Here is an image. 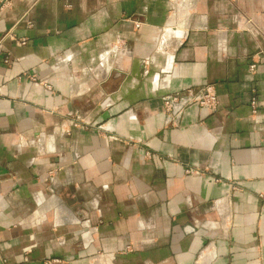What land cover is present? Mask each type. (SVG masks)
Wrapping results in <instances>:
<instances>
[{
    "label": "crops",
    "instance_id": "0c3cea01",
    "mask_svg": "<svg viewBox=\"0 0 264 264\" xmlns=\"http://www.w3.org/2000/svg\"><path fill=\"white\" fill-rule=\"evenodd\" d=\"M3 259L264 264V0H0Z\"/></svg>",
    "mask_w": 264,
    "mask_h": 264
},
{
    "label": "built area",
    "instance_id": "2783aa9c",
    "mask_svg": "<svg viewBox=\"0 0 264 264\" xmlns=\"http://www.w3.org/2000/svg\"><path fill=\"white\" fill-rule=\"evenodd\" d=\"M140 25V22L134 23V27L137 28ZM19 44H25V39L18 40ZM7 61V59L5 60ZM255 67L254 64L250 65V69ZM163 107L166 113V120L173 121L179 118L184 109L191 105L195 104L201 108H207L209 110H216L218 106V98L216 93L211 87V85H204L198 90L193 88H187L183 91L175 92L163 96ZM251 103L255 104L254 98H252ZM255 111V108H253ZM198 168L196 166H190L187 169V172H197ZM3 264H9L7 260H2Z\"/></svg>",
    "mask_w": 264,
    "mask_h": 264
}]
</instances>
